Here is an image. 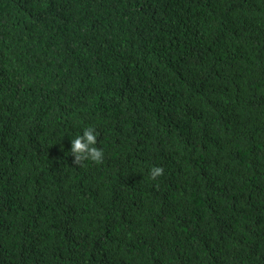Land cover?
I'll return each instance as SVG.
<instances>
[{"label":"trees","instance_id":"16d2710c","mask_svg":"<svg viewBox=\"0 0 264 264\" xmlns=\"http://www.w3.org/2000/svg\"><path fill=\"white\" fill-rule=\"evenodd\" d=\"M0 264H264V0H0Z\"/></svg>","mask_w":264,"mask_h":264},{"label":"clouds","instance_id":"9594fccd","mask_svg":"<svg viewBox=\"0 0 264 264\" xmlns=\"http://www.w3.org/2000/svg\"><path fill=\"white\" fill-rule=\"evenodd\" d=\"M97 129L95 127H85L83 134L77 135L71 144V153L74 156V163L80 166H86V162L91 161L100 165L104 162L105 153L103 148L97 147ZM164 174V168L153 166L149 171V178L156 181L158 177Z\"/></svg>","mask_w":264,"mask_h":264}]
</instances>
